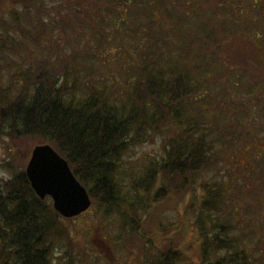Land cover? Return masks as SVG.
Listing matches in <instances>:
<instances>
[{
  "label": "trees",
  "instance_id": "16d2710c",
  "mask_svg": "<svg viewBox=\"0 0 264 264\" xmlns=\"http://www.w3.org/2000/svg\"><path fill=\"white\" fill-rule=\"evenodd\" d=\"M70 1L86 3L90 13L68 12V0H52L53 10L43 0H0V71H6L9 79L0 86V141L7 144L10 155L8 161L0 163L1 167L6 165L8 172L0 176V264H73L69 257L73 249L84 254L88 245L80 239L79 232H92L115 214L122 221V250L136 256L131 264L262 263L261 243L256 245L261 247L257 258L242 244V233L227 237L233 228L228 222L215 224L217 231L209 235L215 225L208 215L205 220L197 217L202 237L196 251L197 262L183 259L184 252H189L182 249V241L167 231L156 235L143 223L150 220L161 199H171L173 207L183 198L191 200L194 178L211 164L212 142L206 139L210 130H221L223 135L218 133L217 139L222 146L238 150L251 146L253 140L243 135L246 128L244 121L238 120L242 117L239 110H233L241 115L230 122L229 135L224 137L225 122L220 123L216 115L210 130L201 132L207 119L200 106L205 104L208 110L212 106L208 100L214 99V109L229 112L238 102V109L244 112L247 97L238 96L229 88L245 89L252 97L253 91L264 90V0H246L245 10L228 4V13L219 10L223 6L216 5V0ZM189 6L199 17L190 14ZM30 8L36 12V21L30 18ZM6 13L11 15V22L2 17ZM42 15L49 16L51 24L60 31H74L75 20L81 27H90L99 46H85L83 51L97 63L103 60L99 50H110L114 45L120 76L96 77L86 57L74 61L79 68L76 72L65 65L50 68L46 66L48 60L40 56L33 69L29 65L26 70H19L18 57L13 55L19 54L22 41L10 34V29H17L24 39L38 40L36 32L25 28L23 22L34 28L39 22L44 32L47 19L42 20ZM230 30L243 35L245 43L258 50L254 63L245 54H225L223 36ZM221 36L222 41L217 40ZM52 46L53 42L48 41L44 49L48 51ZM77 56L73 51L66 61L74 64L72 59L78 60ZM80 82L85 85V92L78 95ZM14 85L18 90L12 93ZM211 86L218 88L220 98H213ZM226 95L231 97L225 100ZM163 129H176L178 133L167 139L162 160L152 158L142 175L131 177L136 205L126 204L117 181L121 157L131 145L140 144ZM32 140L49 143L86 187L92 199L87 213L91 223H96L93 228L88 223L77 224L86 212L64 217L54 210L50 197L40 199L36 195L24 170ZM201 186L204 192L198 207L218 209L223 200L220 188ZM139 209L147 218H141ZM66 221L75 223L74 231L66 227ZM104 229L101 228L102 233L106 234ZM61 244H67L71 252L67 259L58 251ZM220 248L226 249L225 253L214 255Z\"/></svg>",
  "mask_w": 264,
  "mask_h": 264
},
{
  "label": "rangeland",
  "instance_id": "374dc122",
  "mask_svg": "<svg viewBox=\"0 0 264 264\" xmlns=\"http://www.w3.org/2000/svg\"><path fill=\"white\" fill-rule=\"evenodd\" d=\"M53 1L57 2L58 0ZM187 1L193 3L197 2L198 0ZM245 2L246 0H216V5L219 3L222 4L221 6L223 7H220L219 10L224 9L225 12L228 13L231 12V10L230 8L226 9V5L235 4L237 10L238 8L245 10ZM43 3L48 5L53 10V6H51L52 0H43ZM66 6L68 9L65 7V10L68 12H77L82 10L83 15H88L90 13V11L87 10L86 3L83 2L68 0ZM188 9L192 16L199 17V14L193 8L189 6ZM29 10L30 18L33 21H36L35 10L31 8ZM53 12L51 11L50 14L52 15ZM2 17L7 18L10 22L12 21L11 15L9 13H6L5 15L3 14ZM43 17L47 19L45 24L46 27L44 28L46 30H44V32L41 28L43 25H41L39 22L36 24L37 28H34L33 25L27 21L23 22L25 28L28 27L30 30L36 32L38 35V40L32 41L29 39H24L22 34H20L17 29H10V34H13L17 40L19 39L22 41V48L19 50V54L13 55L18 57L17 62L19 70H26L29 65H31L30 69H33L35 66V61L40 56L48 60L46 66H50V68L53 66H56L57 68V65H65V68L69 70H75L76 72L79 69L77 68L76 63L80 62L81 58L86 57L88 58L86 59L88 64L92 65L91 68L95 69L93 72H95L96 77L104 75L109 79L114 77L118 78L120 76L117 71L118 59L116 57V48L114 45L110 50H99L100 56L103 57V60L97 63L95 58L87 56L83 51L85 46L86 48H96L99 46L97 38L90 33V27H81V24L79 22L77 23L75 20L76 24L74 23L73 26L76 29L74 31H70L68 28L64 31H60L56 28L55 24H51L50 21L52 19L49 18V16L42 15V20ZM164 29H166V27ZM230 31L231 32L226 31L223 36V51L225 54H245L248 61L254 63L255 61L253 59L258 53V50L248 46L245 43V37L243 35L239 36L236 35L235 32H232V30ZM69 35L70 37H67ZM221 39L222 36L217 40L222 41ZM68 40H70V42H68ZM48 41H52L53 46L52 49L47 51L44 48ZM261 41L264 43V38H261ZM39 50L41 53H38ZM73 51H76L78 55L76 57L78 60L72 59L74 64L66 61L67 56H70ZM262 60L264 61V55L262 56ZM81 74H83V71H81ZM84 77L85 76L81 77L82 81ZM231 79H233L232 76ZM8 80L7 72L0 71V86L6 84ZM124 87L125 86H120L122 89ZM79 88L80 90L78 95L85 92V85L81 84V82ZM200 89L205 90L206 88L201 87ZM17 90L18 86L14 85L12 93L16 92ZM210 90L213 98L221 97L219 96L220 93L217 92L218 88L216 86H211ZM229 90L236 92L238 96L244 98L247 97L245 100L248 101L243 100L245 101L243 102L244 112L243 109H238L240 107V103L238 102L233 105L232 111L223 112V110L214 109L212 107L213 104L216 106L217 103H215L214 99L212 101L208 100V102L212 105L210 107L213 109L210 108L207 110L205 108V104H201L200 108L202 110L203 116L205 119H207V123L205 122V129L201 130V132L210 130L209 128L213 125V116L216 115L220 123L225 122L222 125L224 126L222 129L224 128L226 130V133L224 134V137H226L229 135L227 131L232 127L230 122L238 119L239 115L242 114V117H239L238 120L244 121L243 124L246 128V132L243 135L246 138L253 140L250 141L251 146L246 150H238L233 146L229 147L223 143L222 146L221 141L217 139V136L221 133V130L220 133L216 129H212V132L210 130L209 134H206V139L212 142V146L209 150L211 164L208 168L205 167L202 169L198 173L199 175L194 178L193 194L191 200L183 198L182 202H177L175 207H173L172 205L174 204L171 199H161L159 201L160 204L157 205L156 203V212L153 214V216H151L147 223H143L144 227H151L154 230V234L156 235L158 233L166 234L165 231H167L178 241H182V249L186 252H189H184L183 259L185 260L190 258L191 262L192 260L197 262L196 251L199 248L200 240H202V237H199V230L197 229L199 224L198 221H200L198 218L201 217L202 220H205L204 218H206L207 215L208 218H211L210 220L214 225H218L220 221L231 224L233 228L227 237L234 238V236H238L240 233H242V244L252 250L253 255L257 258L261 255V251H259L261 250V247L256 245L261 243L262 249H264V90L261 93L259 91H253V97L249 96L250 93L247 94L248 91L242 88L239 89L230 87ZM258 94L261 95L259 99L254 97ZM205 96L207 98V94ZM230 97L231 95H226L224 98L227 100ZM206 98L202 100V97L200 101L204 102ZM233 110H239L241 114L239 111ZM234 126L232 129H235ZM199 132L200 131L195 133V135H198ZM177 133L178 131L176 129H163L162 131H159L150 137L148 136V138L140 142V144L131 145V147L126 152H124L121 157V166L118 172L117 181L120 185V195L125 200V202L127 201L126 204L135 203L134 200L136 197V192H134V189H132L130 186L131 179L133 177L137 178L142 175V173L146 171V165L149 164V161L151 164L152 158H155L156 160H162L164 158L163 146L167 145L169 143L168 140L172 137H175ZM221 135L223 134L221 133ZM170 141H172V139ZM30 144L31 153V149L34 147V145L42 143L32 140L29 145ZM6 147L7 144H4V142L0 141V163L5 162V160L8 161L10 158ZM6 175H8V172L6 171V165H4V167L0 166V176ZM205 184H210L215 188H220L223 200L221 201L222 204L218 203V209L214 210L198 207L200 195L204 192V188L201 185ZM89 209L90 208L83 212H86L84 214L83 220H77H80L77 223L78 225L81 224L80 222L88 223L87 225L90 228H93V226L96 225V223H91L92 221H90V215L87 213ZM139 212L141 213V218L145 219L146 214H144L141 209H139ZM121 223V216H119V214H115L114 216H110L107 222L104 221L102 225L99 224L98 228L92 232L84 229L83 232H79L80 239L84 240L88 244L85 246L86 248L84 254L77 253L73 249V254L69 256L67 254L71 252L68 250L67 244H61L58 249V251L61 253V257L64 256L63 259L70 257L73 260V264H131L136 256L133 257V255L131 256L122 250L125 248V246L121 245L123 242L120 241L122 238V231H120ZM65 224L70 231H74V227L76 226L74 222L66 221ZM87 225L85 224V226ZM204 225H206V223H204ZM217 225H215L214 228L209 231V235L212 236L213 233L217 231ZM103 227L105 228L104 231L107 232L106 234L102 233L101 228ZM211 236L209 238H211ZM223 237L226 238L225 236ZM238 245H240V243ZM225 251L226 249L224 248L217 249L214 255L216 254L217 256H221L225 253ZM59 252L57 254H60ZM263 263L264 260L261 264Z\"/></svg>",
  "mask_w": 264,
  "mask_h": 264
},
{
  "label": "water",
  "instance_id": "95a60500",
  "mask_svg": "<svg viewBox=\"0 0 264 264\" xmlns=\"http://www.w3.org/2000/svg\"><path fill=\"white\" fill-rule=\"evenodd\" d=\"M25 173L36 195L40 199L49 196L54 210L64 217L77 216L91 205L85 186L49 143L34 145Z\"/></svg>",
  "mask_w": 264,
  "mask_h": 264
}]
</instances>
